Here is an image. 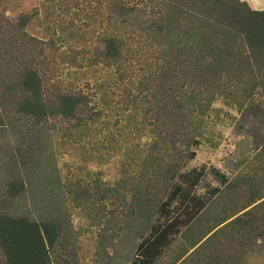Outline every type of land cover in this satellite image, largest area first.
<instances>
[{
  "label": "rangeland",
  "instance_id": "1",
  "mask_svg": "<svg viewBox=\"0 0 264 264\" xmlns=\"http://www.w3.org/2000/svg\"><path fill=\"white\" fill-rule=\"evenodd\" d=\"M0 2L5 17L13 20L40 9L44 0ZM37 13L25 27L29 36L58 40L60 50L77 43L70 55L81 68L57 60L47 73L49 81L82 92L97 114L92 123L75 129L33 125L27 118H15L12 126L0 129V202L6 182L21 179L23 191L5 208L10 215L61 224L62 256L68 260L52 256L54 264H136L144 258L138 246L153 233L151 228L161 230L170 223L169 244L150 264H264V238L255 241L242 230L252 226V213L264 217V202L217 226L253 197H263L255 204L264 199V104L259 89L250 82L234 84L227 89L231 92L222 90L194 111L191 135L196 145L183 149L193 157L184 159L172 181L183 192L163 209L148 211L144 192L154 152L142 111L120 103L112 72L80 61L78 48L93 39L91 31L98 26L56 10ZM69 19L71 26L66 24ZM75 184L87 191L85 197H74ZM196 200L198 215L181 227ZM204 236L210 237L196 244Z\"/></svg>",
  "mask_w": 264,
  "mask_h": 264
},
{
  "label": "trees",
  "instance_id": "2",
  "mask_svg": "<svg viewBox=\"0 0 264 264\" xmlns=\"http://www.w3.org/2000/svg\"><path fill=\"white\" fill-rule=\"evenodd\" d=\"M42 9L48 15L56 10L98 26L97 31H91L93 39L78 48L80 61L88 68L99 65L112 72L116 78L113 86L120 89V103L127 108L137 105L142 111L143 126L153 136L149 148L154 152L144 192L148 211L163 209L183 192L172 181L184 159L193 157L183 149L196 145L191 135L196 109L240 82L253 83L264 104V9L251 10L239 0H44L40 9L13 20L0 10V129L12 126L15 118H27L33 125L66 124L70 129L97 118L86 95L49 81L47 73L57 60L81 66L70 55L76 52V42L60 50L58 40L43 41L25 32ZM66 24L71 26L72 19ZM23 186L21 179H11L4 186L0 264H54L52 256L68 260L62 256L66 250L61 224L12 216L5 209ZM72 187L75 198L86 196L87 191L79 185ZM255 198L217 226L242 211L226 224L247 215L264 202L255 204L263 197ZM199 204L196 200L190 205L181 227L198 215ZM251 215L252 226L242 230L245 237L257 241L264 238V217L255 212ZM171 225L151 228L153 233L138 246L144 258L136 264H150L160 248L169 244L166 235Z\"/></svg>",
  "mask_w": 264,
  "mask_h": 264
},
{
  "label": "crops",
  "instance_id": "3",
  "mask_svg": "<svg viewBox=\"0 0 264 264\" xmlns=\"http://www.w3.org/2000/svg\"><path fill=\"white\" fill-rule=\"evenodd\" d=\"M246 3L248 8L254 11H261L264 9V0H258L257 3L254 4L253 0H241Z\"/></svg>",
  "mask_w": 264,
  "mask_h": 264
}]
</instances>
